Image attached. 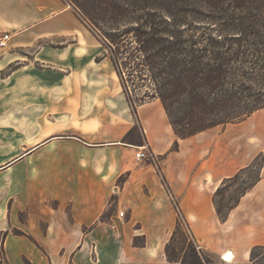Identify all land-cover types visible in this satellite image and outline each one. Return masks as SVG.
<instances>
[{"label": "crops", "instance_id": "obj_1", "mask_svg": "<svg viewBox=\"0 0 264 264\" xmlns=\"http://www.w3.org/2000/svg\"><path fill=\"white\" fill-rule=\"evenodd\" d=\"M0 31L10 34L9 43L14 48L47 37L61 39L59 43L63 47L51 48L42 52L44 58L36 59L60 67V58L67 52L71 62L78 63L70 66L68 74L90 79L100 74L110 76L112 85L98 95L117 102L113 108L116 119L107 126L106 138L88 132H62L45 139L42 145L12 164L55 139L73 140L86 149L107 150L112 155L111 166L105 173L91 174L75 190L70 210L64 202L53 209L29 203L24 206L27 216L22 221L16 204H9L7 199L0 202V232H6L3 249L8 264L146 263L149 254L144 250H151V240L162 238L158 249L162 248L176 224L177 211L171 199L179 206L200 247L220 259L224 252L230 251L234 255L230 264L247 263L251 247L264 245V235L256 233L264 228L263 174L221 222L212 196L224 178L232 176L250 160L241 163L227 156L224 139L209 132L214 127L186 138L177 137L158 99L138 105L133 116L115 81L114 68L103 56L102 44L67 1L0 0ZM76 88L73 87V92L82 94V88ZM89 90L97 94L96 89ZM121 116L124 122L120 121ZM135 124L160 166L159 169L158 165H151L148 170V177L154 183L145 184V172L141 167L131 166V158L134 165L144 162L135 160L138 148L122 142ZM175 143L178 149L172 150ZM120 176L125 177L121 190L114 186ZM112 194L117 195L116 207L126 208L127 216L122 224H117L114 217V223L100 220ZM13 227H18L20 233L12 232ZM138 234L146 239L143 247L133 245ZM0 264H5L1 258Z\"/></svg>", "mask_w": 264, "mask_h": 264}, {"label": "rangeland", "instance_id": "obj_2", "mask_svg": "<svg viewBox=\"0 0 264 264\" xmlns=\"http://www.w3.org/2000/svg\"><path fill=\"white\" fill-rule=\"evenodd\" d=\"M77 1L96 18L95 22L99 28L106 30L111 25L107 21L108 13L104 10V6L96 7L91 0ZM106 1L108 0H105V3ZM110 1L123 4L122 0ZM68 3L75 11L73 4L70 1ZM190 3L198 11L194 16L200 18L199 20L207 21V16L212 15L205 0H190ZM78 13L87 28L92 25L79 10ZM60 41L61 39L56 37H47L16 48L8 43L6 47L0 49V166L12 160L0 167V171L3 170L0 172V202L7 199L9 204H16L20 208L18 217L22 221L27 216L24 206L29 203L38 204L45 209H53L60 202H64L66 209L70 210V202L75 190L82 186L84 180H87L91 174L105 173V169L111 166L112 155L107 150H89L69 139H55L12 165L16 160L42 145L45 139L62 135V132H88L93 136L106 138L107 126L116 119L113 108L117 102L108 96L100 98L98 95L112 85L110 76L100 74L97 78L90 79L68 74L70 66H77L78 63L71 62L65 51L60 58V67L36 59L38 56L40 58L44 56L42 52L63 47ZM102 49L104 51L103 46ZM115 81L120 86L122 95L125 96L118 76ZM134 82L138 86L135 89L130 87V94L136 107L140 103L137 99L142 98L144 92H149V95L144 97V103L157 99L152 96L148 81L136 78ZM73 87L82 88V94L74 93ZM90 88L96 89L97 94L91 92ZM131 113L135 115V112L131 111ZM123 120L121 116L120 121L124 122ZM209 132L224 139L226 154L234 160L241 163L250 160L249 164L258 157L252 173L245 174L244 178L255 175L257 168L261 166L264 176V107L241 122L218 125ZM122 142L129 147H144L148 150L137 124L122 138ZM148 152L150 153L149 150ZM17 156L19 157L14 159ZM151 165L154 167L158 165L160 169L157 158L152 154L149 159L138 165H134L131 158V166L141 167L145 172V184L154 183V180L148 177ZM124 179V176L117 178L114 186L121 190ZM146 189H148L147 185ZM235 191V186L226 187L223 201L226 203L235 199ZM261 191L263 193V186ZM116 200L117 195L112 194L109 198V206L100 217L101 221L114 223L112 217L117 224L125 221L126 208L122 206L118 209L115 205ZM171 201L174 205L175 200L171 199ZM120 212H124L121 218L118 217ZM254 217L257 218V215L255 214ZM11 231L19 232L20 229L13 227ZM173 231L174 228L160 249L158 247L163 239L151 240V250H144L149 254L146 256L148 262L138 264L167 263L165 245L170 241ZM256 233L264 235V228L257 229ZM132 242L133 245L135 243L146 245L145 237L139 234L134 236ZM190 245L195 246L196 250L200 247V243L191 233L189 224L186 225L182 219L170 244L173 257L177 259L179 256L187 255ZM200 248L204 258L209 261L207 264H230L218 258L215 253ZM91 259L94 260V256Z\"/></svg>", "mask_w": 264, "mask_h": 264}, {"label": "trees", "instance_id": "obj_3", "mask_svg": "<svg viewBox=\"0 0 264 264\" xmlns=\"http://www.w3.org/2000/svg\"><path fill=\"white\" fill-rule=\"evenodd\" d=\"M65 1L73 4L80 21L78 10L90 20L88 29L102 44L103 56L110 60L131 111L136 112V105L130 87L138 86L136 78L148 81L177 137L241 122L264 107V0H205L212 13L207 21L194 16L198 11L190 0H122L123 4L91 0L107 11L111 25L106 30L98 27L96 18L77 0ZM148 95L144 92L138 105ZM177 149L175 143L172 150ZM257 158L224 178L215 190L212 203L221 222L261 179L262 166L244 178L252 173ZM232 186L236 198L225 203V189ZM174 208L178 217L165 245L168 262L164 264L209 263L201 248L196 250L193 245L187 255L173 257L174 233L182 219L188 225L176 202ZM5 236L6 232H0V258L8 264ZM245 264H264V245L252 246Z\"/></svg>", "mask_w": 264, "mask_h": 264}, {"label": "built area", "instance_id": "obj_4", "mask_svg": "<svg viewBox=\"0 0 264 264\" xmlns=\"http://www.w3.org/2000/svg\"><path fill=\"white\" fill-rule=\"evenodd\" d=\"M10 40V34L8 32H1L0 31V49L7 46ZM150 153L144 147H139L138 151L135 153V160L136 161H144L149 159ZM124 212H120L119 216H123ZM223 257V256H221ZM224 261V260H223ZM225 262V261H224Z\"/></svg>", "mask_w": 264, "mask_h": 264}, {"label": "bare ground", "instance_id": "obj_5", "mask_svg": "<svg viewBox=\"0 0 264 264\" xmlns=\"http://www.w3.org/2000/svg\"><path fill=\"white\" fill-rule=\"evenodd\" d=\"M221 258L224 259V261L226 260V262L227 261L231 262L233 260V258H234V255L230 251H227L226 253H224L223 257H221Z\"/></svg>", "mask_w": 264, "mask_h": 264}, {"label": "water", "instance_id": "obj_6", "mask_svg": "<svg viewBox=\"0 0 264 264\" xmlns=\"http://www.w3.org/2000/svg\"><path fill=\"white\" fill-rule=\"evenodd\" d=\"M10 162H11V161H10ZM10 162H8V163H10ZM8 163H7V164H8ZM3 166H4V165H3ZM0 167H2V166H0Z\"/></svg>", "mask_w": 264, "mask_h": 264}]
</instances>
